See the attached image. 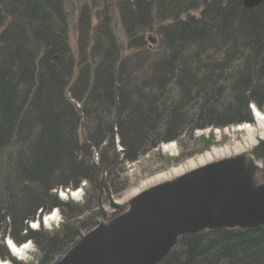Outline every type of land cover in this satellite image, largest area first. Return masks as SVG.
<instances>
[{"label": "trees", "instance_id": "16d2710c", "mask_svg": "<svg viewBox=\"0 0 264 264\" xmlns=\"http://www.w3.org/2000/svg\"><path fill=\"white\" fill-rule=\"evenodd\" d=\"M252 106L264 108V4L0 0V261L23 264L11 240L56 264L126 212L114 204L126 166L187 134L253 125ZM254 155L264 162V142ZM83 184L82 202L59 198ZM160 264H264V226L185 235Z\"/></svg>", "mask_w": 264, "mask_h": 264}, {"label": "water", "instance_id": "95a60500", "mask_svg": "<svg viewBox=\"0 0 264 264\" xmlns=\"http://www.w3.org/2000/svg\"><path fill=\"white\" fill-rule=\"evenodd\" d=\"M264 0H244L255 9ZM261 165L252 153L222 160L155 186L129 209L82 237L56 264H160L185 235L264 226Z\"/></svg>", "mask_w": 264, "mask_h": 264}, {"label": "rangeland", "instance_id": "374dc122", "mask_svg": "<svg viewBox=\"0 0 264 264\" xmlns=\"http://www.w3.org/2000/svg\"><path fill=\"white\" fill-rule=\"evenodd\" d=\"M76 17L77 14L75 15L74 21L71 23L72 27L70 36L71 46L74 52H76V36L74 32V22L76 23ZM116 32L118 38L122 41L124 37L121 31L117 30ZM148 42L150 47H155L157 43L156 36L154 34L150 35ZM255 108L256 107H252V112ZM258 111L264 115V108L262 111ZM254 115L255 114L253 113V125L244 124L225 129H207L190 135L187 134L177 143L161 145L159 148L142 156L138 162L126 166L125 176L128 180L127 188L114 199V204L119 207H126L125 210L127 211L129 209V203L134 198L155 186L175 180L191 171L215 162L241 156L245 153L254 154V149L260 143L264 142V126L257 123ZM222 150H225L226 153L216 157L208 164L187 170L178 176H169L170 178L155 182L159 177L169 175L175 169L186 166L191 161H198L201 157L208 153ZM261 164L262 169L258 178L261 176L264 177V162L261 161ZM58 195L64 201L67 199L79 201L82 194H75L74 192L70 195L67 191H61ZM105 211L108 215L107 219H110V215L114 213L113 210L107 207ZM51 214L52 219L50 221L45 220L46 218L44 219V228L45 230L53 229L55 231L59 229L62 223V217L57 212ZM36 226L37 224L34 223L31 225V228L37 229L38 227ZM6 247L8 248V246ZM9 252L17 262L23 264H35L39 258V255L33 245H30L27 249H25V254L23 256L17 257L11 250H9ZM3 263L11 264L10 262L0 261V264Z\"/></svg>", "mask_w": 264, "mask_h": 264}, {"label": "bare ground", "instance_id": "6f19581e", "mask_svg": "<svg viewBox=\"0 0 264 264\" xmlns=\"http://www.w3.org/2000/svg\"><path fill=\"white\" fill-rule=\"evenodd\" d=\"M256 121L257 123H259L260 125L264 126V115L259 112L256 111ZM223 153H226L225 150L222 151H214L213 153H208L205 156L201 157L200 160L198 161H191L190 163H188L186 166L180 167L175 169L174 171H172L169 175L166 176H161L158 179H156L155 182H159L163 179H167L170 178L169 176L173 177V176H178L182 173H184L187 170L190 169H194L196 167L199 166H203L205 164L210 163L212 160H214L216 157L221 156ZM154 182V181H153ZM52 214L46 216V220L50 221L52 219ZM10 246H11V251L15 256H23L25 254V249H27V245L21 247H17L13 242H11V240H9ZM4 264V263H3Z\"/></svg>", "mask_w": 264, "mask_h": 264}, {"label": "flooded vegetation", "instance_id": "af4514ba", "mask_svg": "<svg viewBox=\"0 0 264 264\" xmlns=\"http://www.w3.org/2000/svg\"><path fill=\"white\" fill-rule=\"evenodd\" d=\"M258 177H259V174H258ZM258 177H257V184L258 185H263L264 184V177H262V176L260 178H258Z\"/></svg>", "mask_w": 264, "mask_h": 264}]
</instances>
